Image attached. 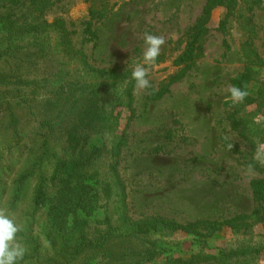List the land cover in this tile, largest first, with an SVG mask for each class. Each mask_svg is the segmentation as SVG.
<instances>
[{
    "label": "trees",
    "instance_id": "obj_1",
    "mask_svg": "<svg viewBox=\"0 0 264 264\" xmlns=\"http://www.w3.org/2000/svg\"><path fill=\"white\" fill-rule=\"evenodd\" d=\"M62 1L0 0V213L20 229L26 249L21 264H256L264 245L206 250L228 231L248 234L264 226V179L250 183L258 208L249 216L186 223L131 216L120 173L135 111L131 72L95 67L74 46L64 20L46 19ZM111 1L87 0L84 35L91 40L97 39L95 25L110 16ZM261 4L207 0L174 64L185 75L202 55L213 13H239L242 5L245 62L232 85L249 95L236 105L227 102V120L249 146L243 156L264 174L253 160L264 143V56L251 39ZM227 23L228 15L221 28ZM170 84L151 99H162ZM178 236L191 241L189 250L175 252Z\"/></svg>",
    "mask_w": 264,
    "mask_h": 264
},
{
    "label": "rangeland",
    "instance_id": "obj_2",
    "mask_svg": "<svg viewBox=\"0 0 264 264\" xmlns=\"http://www.w3.org/2000/svg\"><path fill=\"white\" fill-rule=\"evenodd\" d=\"M206 2L112 0L110 16L94 27L96 40L84 35L89 20L87 0H64L46 12L49 22H66L74 33V46L100 69L132 72L134 63L142 60L144 33L165 40L156 65L148 73L152 88L134 89V117L126 132L128 146L120 165L129 211L135 219L161 216L186 223L249 216L258 208L250 183L264 179V174L243 156L249 146L231 130L227 120L229 90L244 70L241 45L245 36L239 18L242 5L239 13H229L227 8L213 13L202 55L185 75L174 64ZM227 15L226 28H221ZM252 22L251 39L264 56V0L255 8ZM170 82L165 96L153 101L151 94ZM97 216L101 218L103 212ZM176 238L182 244L175 252L191 248V241ZM243 244L264 245V226L256 225L248 234L228 231L206 251L216 253ZM255 263L264 264V252Z\"/></svg>",
    "mask_w": 264,
    "mask_h": 264
},
{
    "label": "clouds",
    "instance_id": "obj_3",
    "mask_svg": "<svg viewBox=\"0 0 264 264\" xmlns=\"http://www.w3.org/2000/svg\"><path fill=\"white\" fill-rule=\"evenodd\" d=\"M165 44L162 36L144 33V50L142 60L134 63L131 72V80L134 89L144 91L152 88L148 78L149 71L154 68L160 55L161 47ZM228 99L233 105L242 103L249 92L239 86H233L229 90ZM253 160L264 166V143L256 147ZM18 225L8 215L0 213V264H21L24 260L26 249L18 240Z\"/></svg>",
    "mask_w": 264,
    "mask_h": 264
}]
</instances>
